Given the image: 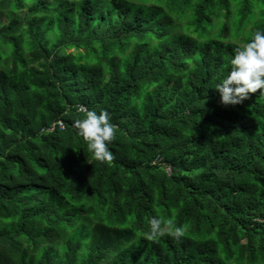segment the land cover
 Listing matches in <instances>:
<instances>
[{"label": "trees", "instance_id": "trees-1", "mask_svg": "<svg viewBox=\"0 0 264 264\" xmlns=\"http://www.w3.org/2000/svg\"><path fill=\"white\" fill-rule=\"evenodd\" d=\"M0 15V264H264V93L224 105L215 89L264 33V0H0ZM89 110L109 113L110 161L74 127Z\"/></svg>", "mask_w": 264, "mask_h": 264}, {"label": "clouds", "instance_id": "clouds-1", "mask_svg": "<svg viewBox=\"0 0 264 264\" xmlns=\"http://www.w3.org/2000/svg\"><path fill=\"white\" fill-rule=\"evenodd\" d=\"M230 71L215 84L220 102L224 105H236L247 99L257 90L264 93V33L257 30L242 47L235 49L230 60ZM74 127L87 144L93 157L100 162L110 161L112 153L108 145L115 139L114 126L109 122V113L101 110L99 114L87 111L83 119L74 121ZM148 239L161 234L163 221L158 217L150 218ZM179 239L183 230L176 227L171 233Z\"/></svg>", "mask_w": 264, "mask_h": 264}, {"label": "built area", "instance_id": "built-area-1", "mask_svg": "<svg viewBox=\"0 0 264 264\" xmlns=\"http://www.w3.org/2000/svg\"><path fill=\"white\" fill-rule=\"evenodd\" d=\"M83 109H84L83 107H79V110H83ZM58 124H59V126H60L61 128L64 127V125H63L62 122H59ZM56 125H57V123L54 122V123L51 125V127L49 128V130H53V129L56 127Z\"/></svg>", "mask_w": 264, "mask_h": 264}, {"label": "rangeland", "instance_id": "rangeland-1", "mask_svg": "<svg viewBox=\"0 0 264 264\" xmlns=\"http://www.w3.org/2000/svg\"><path fill=\"white\" fill-rule=\"evenodd\" d=\"M7 22H9V18L3 17L2 15H0V23L4 25V24H7Z\"/></svg>", "mask_w": 264, "mask_h": 264}, {"label": "bare ground", "instance_id": "bare-ground-1", "mask_svg": "<svg viewBox=\"0 0 264 264\" xmlns=\"http://www.w3.org/2000/svg\"><path fill=\"white\" fill-rule=\"evenodd\" d=\"M83 110H84V109H83ZM59 122H61V121H59ZM59 122H55V123H57V125L59 126V124H58ZM57 125H56V126H57ZM50 127H51V126H50ZM50 127H49V128H50ZM59 127H60V126H59ZM54 129H55V128H54ZM54 129H53V130H54ZM50 131H51V130H50Z\"/></svg>", "mask_w": 264, "mask_h": 264}]
</instances>
